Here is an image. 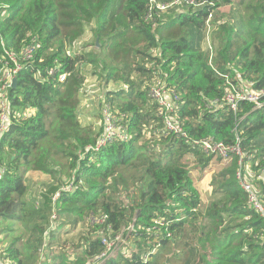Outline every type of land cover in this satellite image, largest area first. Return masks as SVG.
Masks as SVG:
<instances>
[{"label": "trees", "instance_id": "1", "mask_svg": "<svg viewBox=\"0 0 264 264\" xmlns=\"http://www.w3.org/2000/svg\"><path fill=\"white\" fill-rule=\"evenodd\" d=\"M175 1L2 0L0 71L6 63L13 68L7 53L18 54L28 43L36 48L31 61L21 62L16 87L5 91L11 117L0 134L5 171L0 177V264H40L42 222L51 211L55 221L75 216L71 224L90 212L98 215L73 259L61 252L49 264H92L106 251L102 238L119 234L134 240L125 243L129 253L115 252L105 264H168L167 256H176L174 248L188 235L193 240L189 250L178 251L182 264H264L263 220L237 178L239 168L249 165V181L264 201V105L256 109L239 101L234 112L224 103L231 85L244 92L264 90V0H181L190 8L166 15L177 9L171 5ZM233 13L237 26L230 19L221 23ZM210 26L214 31L205 37ZM85 34L97 41L100 53L90 52L89 43L75 46ZM207 38L214 45L212 65L203 49ZM145 62L157 66L167 88H174L180 102L176 120L190 139L240 147L242 163L229 153L227 166L212 179L206 204L190 175L192 161L185 158L194 154L204 169L214 156L173 135L160 137L159 157L140 143L143 123H161L153 115L156 106L147 85L142 91V83L131 79L133 72L142 78L153 72ZM51 68L65 74L62 83L49 75ZM92 76L97 85L88 88ZM115 83L126 91L107 90L103 98L114 114L129 116L114 124L127 129L95 150L104 121L97 129L80 123L81 97L97 96ZM53 159L63 162L59 173L73 175V189L65 190L54 177L34 208L24 197V176L28 171L56 175ZM26 220L35 243L29 247L17 244L22 230L3 225Z\"/></svg>", "mask_w": 264, "mask_h": 264}, {"label": "rangeland", "instance_id": "2", "mask_svg": "<svg viewBox=\"0 0 264 264\" xmlns=\"http://www.w3.org/2000/svg\"><path fill=\"white\" fill-rule=\"evenodd\" d=\"M5 5L2 0H0V7ZM174 6H171L172 8ZM177 9H170L167 11L166 15H175L179 12H184L187 11L190 6L184 5V4H179L176 7ZM220 15V14H219ZM228 19H230V23L234 24L237 26V18L235 17V13L231 15L224 16V19L222 20L221 23L229 22ZM93 27V26H91ZM214 27L210 26V29L208 30L207 28L205 29V37L207 34H209V37L211 33H213ZM87 33H90V30L87 29ZM93 37L89 35H84L83 40L80 41L79 43H76V47H81V45H85V43H89V50L90 52H95V53H100L99 47L96 45V42L93 41ZM211 40V38H210ZM212 43V41H211ZM213 45V43H212ZM205 46V41L203 42V47ZM214 47V45H213ZM151 54L158 56L157 51L151 52ZM83 67V65H82ZM87 68H89V65H86ZM145 69L149 70L152 69V73H147L145 76L142 78L140 77L139 74L136 72H133L131 75V79L139 83L141 82L140 89L143 91L145 89V85L147 87H152V86H164L167 88V85L165 83V77H160V72L154 67V64L151 62H145L144 64ZM100 71V67L98 69ZM14 78V77H13ZM12 78V79H13ZM2 82L9 83L12 80L10 77H8L5 80H2ZM97 85V81L95 82L94 77H90V81L88 82V88L90 86H95ZM118 88H122L124 91H126L127 86L115 83L113 85H109L107 90H116ZM174 90V88H168ZM104 90V89H102ZM107 90H104L103 93H105ZM175 91V90H174ZM105 95L101 93V98L95 99L96 95L93 97L88 96L85 98L83 95L81 97V101L79 104V120L80 123L87 124L91 127H94L97 129L99 125L101 124V114H100V109L102 106V101L104 100ZM150 99V98H149ZM151 100V99H150ZM106 103V102H105ZM151 104L155 105V103L151 100ZM156 106V105H155ZM180 107V106H179ZM105 108V106H104ZM103 108V109H104ZM147 108V105L143 106V110ZM103 115V114H102ZM126 115V114H124ZM153 115L158 116V108L155 107L153 110ZM128 115L125 116L124 120L127 118ZM129 117V116H128ZM125 130L127 129V125L124 124L122 126ZM142 138L140 139V143L142 145H145L146 147L148 146L151 148L152 153L155 157H159L162 153L163 145L161 143V140L159 141L160 137L162 136V123H159L155 120L150 121L148 124L143 123L142 126ZM127 133V131H126ZM200 159H204L206 156L200 155ZM60 158V156L58 155ZM197 156L194 154H188L187 155V160H191V165L190 166V175L192 180L194 181V186L198 189V191L201 194L203 203H207L209 201V196H210V189L212 186V179L214 176H216L219 172L224 170V168L227 166V163L229 160H221L217 159L216 157L211 158L210 162L206 165L204 169L201 168L202 164L199 163V161H195ZM61 159V158H60ZM194 160V161H193ZM55 162L54 168L58 171L56 175H48V174H42L38 172H33V171H28L25 176H24V183L26 185L27 191L26 195L24 196L26 198V201L29 203L32 202L34 205V208H38L39 204L41 202V193L47 192V188L50 185V182H52V178L56 177L59 178L62 187L65 190L68 189H73V184H72V177H69L70 172H64V173H59V169L61 168V165L63 162L61 160H56L53 159ZM139 164L137 163L136 167ZM69 171V170H68ZM132 170H130V174H132ZM121 191V190H120ZM119 191V192H120ZM131 191V190H129ZM52 214V211L46 215V220L44 223L42 222L43 229L45 230L43 235L41 236L42 238V246L39 250V258L38 262L40 264H49V258L55 255H58L61 252L67 253V255H70V259H73L74 255L73 253L77 251V246L80 245L79 243L83 242V237L87 235L88 229H89V224H90V219L91 217L93 219L97 218V213H94L92 216V213L90 212L87 216V218L79 219L78 224H71L69 221H73L75 216H71L69 219L67 218H62L59 219L57 216V220L53 223V227L49 228L50 224V215ZM3 225L6 227H10L12 230L19 231L22 230L24 232V237L18 241L17 244L23 245V247H27L25 243L28 244V247L31 245H34V240L30 241L29 237L32 235V232L30 231V228L28 229L27 227L31 226L29 225V220H26L23 224L20 222L15 224L14 222H6ZM37 237H39V234H36ZM125 240V243L130 244L131 241H134L133 239H126L125 236L123 237ZM9 238H5V242H7ZM192 238L188 235L185 237L183 240H181V243H179L178 248H174L173 251L177 253L176 256H167V259L169 260L168 264H182L181 262H178L177 259H182L180 253L178 252L179 249H185L189 250L190 248V243H191ZM84 242L82 243V245ZM184 246V247H183ZM122 253L127 255L129 253V247H126L125 244L122 247ZM163 259H159V262L161 263ZM194 264V263H193Z\"/></svg>", "mask_w": 264, "mask_h": 264}, {"label": "built area", "instance_id": "3", "mask_svg": "<svg viewBox=\"0 0 264 264\" xmlns=\"http://www.w3.org/2000/svg\"><path fill=\"white\" fill-rule=\"evenodd\" d=\"M183 1L176 0L171 5H179ZM187 4H190V2H187ZM167 8L166 5H156V9L158 10H165ZM147 17H151L150 14H148ZM35 44L34 43H28L23 45V47L20 49L18 54H15L13 52L7 53V56L10 60V62L13 65V68L10 69L7 63L3 66V68L0 71V134L6 129L7 123L10 120L11 117V111L10 106L7 103L5 94L6 90L11 87V82L5 83L2 82V80L7 79L10 77L12 80L13 77H15V74L17 70L22 68L21 62H28L31 61L34 52H35ZM204 51L208 52V64L212 65V61L214 58V52L213 47L210 44L209 39L207 38L205 40V46L203 47ZM67 55H70V52L67 51ZM49 75L55 76L56 75V81L58 83H62L65 80V74L57 73L55 68H51L48 70ZM218 74V72L216 71ZM221 77H225L226 84H229L226 76L220 75ZM148 97L155 103L156 107L158 108V117L161 118L162 123V135L164 137H167L169 135H173L174 137L179 138H187L190 140L192 145L199 148L202 152H204L207 155H212L214 157H220L221 160H228L229 159V153H236L240 160L239 162L242 163L243 159L241 158L242 153L240 150L239 145L234 146H227L222 142H216L211 138L203 139V140H195L190 139L188 133L184 130V127L182 124H180L176 120V113L179 109L180 102L179 97L176 94V92L172 89H168L164 86H152L148 88L147 91ZM239 101H249L254 104V107L256 109L260 108L262 105H264V90L261 91H254L249 90L248 92H244L242 89H237L231 85L230 90L226 92V95L224 97V103H227L231 110L234 112L237 110V104ZM105 106V108H104ZM104 108V109H103ZM102 112V114H101ZM101 114V120L103 119L105 130L102 132L95 150H99L100 148L106 146L109 142H111L115 136L123 137V135L120 133V130H122V127L115 128L114 124L118 123L120 121V117H125L126 115L121 114L117 115V113H113L107 103L105 101H102V106L100 109ZM100 120V121H101ZM4 167L0 165V177L4 174ZM250 167L249 165H246L243 168H239L237 172V178L239 180V183L241 185V188L248 196V203L250 207L257 212V214L261 217L263 220L264 225V201L259 195L258 191L253 187V185L250 183L248 176L250 175ZM264 173H262L263 175ZM56 196L53 198L55 200ZM50 224L49 228L53 227V223L56 219V214L54 211H52V214L50 215ZM91 223H93L95 220L90 219ZM262 239L264 241V229L262 234ZM101 242L105 245L106 251H103L100 253L95 262L92 264H105L108 260L111 254L115 252H122V247L125 244V240L121 238V234L115 236L114 238H109L108 236H105L102 238Z\"/></svg>", "mask_w": 264, "mask_h": 264}, {"label": "water", "instance_id": "4", "mask_svg": "<svg viewBox=\"0 0 264 264\" xmlns=\"http://www.w3.org/2000/svg\"><path fill=\"white\" fill-rule=\"evenodd\" d=\"M96 45L98 46L97 41H96ZM16 85H17V78L14 77V78L12 79L11 88L14 89V88L16 87Z\"/></svg>", "mask_w": 264, "mask_h": 264}, {"label": "crops", "instance_id": "5", "mask_svg": "<svg viewBox=\"0 0 264 264\" xmlns=\"http://www.w3.org/2000/svg\"><path fill=\"white\" fill-rule=\"evenodd\" d=\"M93 86H90L89 88H92ZM107 90V89H106ZM104 90H102L101 92H98V94H97V96H96V99H100L101 98V93L104 95ZM89 96H91L92 97V94H89ZM87 123V122H86Z\"/></svg>", "mask_w": 264, "mask_h": 264}]
</instances>
